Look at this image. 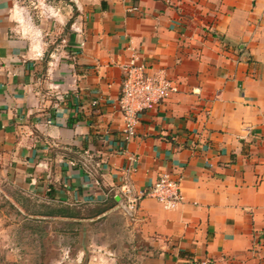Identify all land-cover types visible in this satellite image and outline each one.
Instances as JSON below:
<instances>
[{
    "label": "crops",
    "instance_id": "crops-1",
    "mask_svg": "<svg viewBox=\"0 0 264 264\" xmlns=\"http://www.w3.org/2000/svg\"><path fill=\"white\" fill-rule=\"evenodd\" d=\"M71 1L58 53L0 0V197L71 223L94 208L120 230L93 241L89 264H264V0ZM133 58L174 89L125 140ZM163 172L182 201L145 194L141 219H121L124 187L145 193ZM5 234L0 259L15 253Z\"/></svg>",
    "mask_w": 264,
    "mask_h": 264
},
{
    "label": "rangeland",
    "instance_id": "rangeland-1",
    "mask_svg": "<svg viewBox=\"0 0 264 264\" xmlns=\"http://www.w3.org/2000/svg\"><path fill=\"white\" fill-rule=\"evenodd\" d=\"M15 1L29 17L32 28L41 33L48 49L58 53L66 51L71 31L67 21L73 12L71 0ZM24 206L26 210L22 213L5 197H0V229L8 235L5 234V244L9 243L15 250L13 257L1 258L0 264H89L93 241H104L107 237L110 243L111 232L119 234L117 230L120 229L114 225H103L105 217L92 218L95 209L91 207H79L77 212L81 220L71 223L34 216L35 212L44 211L38 199L32 198ZM121 216L123 219L122 209Z\"/></svg>",
    "mask_w": 264,
    "mask_h": 264
},
{
    "label": "built area",
    "instance_id": "built-area-1",
    "mask_svg": "<svg viewBox=\"0 0 264 264\" xmlns=\"http://www.w3.org/2000/svg\"><path fill=\"white\" fill-rule=\"evenodd\" d=\"M133 58L126 64L121 82L118 103L123 120L122 134L129 140L135 133L138 114L148 108L152 103L163 100L169 90L174 86L162 74H149L146 72V62H135ZM125 200L121 209L126 218L131 222L141 219L139 215V201L147 194L157 200L164 208L171 209L182 201V192L179 178L173 177L168 172L161 173L150 189L143 193L134 194L127 185L124 187Z\"/></svg>",
    "mask_w": 264,
    "mask_h": 264
}]
</instances>
